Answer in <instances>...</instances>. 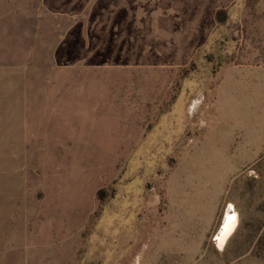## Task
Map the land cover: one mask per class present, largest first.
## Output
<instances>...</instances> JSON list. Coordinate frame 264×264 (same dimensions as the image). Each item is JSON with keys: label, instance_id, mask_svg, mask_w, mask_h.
<instances>
[{"label": "rangeland", "instance_id": "rangeland-1", "mask_svg": "<svg viewBox=\"0 0 264 264\" xmlns=\"http://www.w3.org/2000/svg\"><path fill=\"white\" fill-rule=\"evenodd\" d=\"M0 264H264V0H0Z\"/></svg>", "mask_w": 264, "mask_h": 264}, {"label": "bare ground", "instance_id": "bare-ground-1", "mask_svg": "<svg viewBox=\"0 0 264 264\" xmlns=\"http://www.w3.org/2000/svg\"><path fill=\"white\" fill-rule=\"evenodd\" d=\"M235 227V216L228 217L224 223L223 229L218 236V245L223 246L227 237L232 233Z\"/></svg>", "mask_w": 264, "mask_h": 264}]
</instances>
